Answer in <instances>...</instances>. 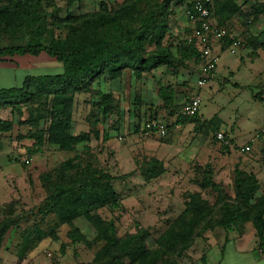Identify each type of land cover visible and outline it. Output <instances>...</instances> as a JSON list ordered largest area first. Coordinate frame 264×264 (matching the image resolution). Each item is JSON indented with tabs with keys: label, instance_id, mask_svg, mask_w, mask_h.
<instances>
[{
	"label": "rangeland",
	"instance_id": "obj_1",
	"mask_svg": "<svg viewBox=\"0 0 264 264\" xmlns=\"http://www.w3.org/2000/svg\"><path fill=\"white\" fill-rule=\"evenodd\" d=\"M54 1L61 8L60 16L64 17L67 12L78 15L95 11L101 0H73L70 7L67 0ZM122 1L107 0V3L111 6ZM175 1L170 2L172 13L167 15L165 38V43L173 46L186 42L195 26L185 17V6L176 5ZM259 1L264 4V0H244V11L249 10L254 2L260 5ZM247 20L249 18L236 15L227 25L242 42L236 53H230L228 49L220 53L216 77L210 87H203L200 93L201 115H198L203 121L212 119L215 124L211 128L203 126L201 133L195 132L194 122L174 125L180 113L178 108L186 97L191 93L199 94L197 79L200 69L197 66L200 62L192 60L176 71L162 66L143 73L140 78L126 70L115 80H96L93 91L77 93L71 110V134L87 132L90 138L85 143L76 144L73 150H59L56 145L45 142L39 152L29 153L28 149L34 148L33 141L21 137L27 133V126L14 124L11 131L0 133V204L15 202L17 213L23 216L20 226L9 231L4 239L0 264H87L93 261L102 242L85 218L76 217L68 225L60 223L54 214L34 215L35 208L56 181L55 169L67 159L120 176L111 182L120 206H101L97 213L102 219L114 221L119 237L132 234L140 227L146 228L149 232L146 242L150 249L183 210L187 193L199 192L210 206H216L217 192L209 187L201 189L199 185L207 164L213 170V180L228 196L234 197L233 177L237 167L256 176L259 184L256 198L264 195V99L254 97L257 94L264 98V73L251 75L250 61H245L238 72L233 66L234 62L240 61L243 49H248L244 45L243 33ZM235 24L242 29L240 32ZM55 34L64 36V31L55 29ZM19 41L21 39L9 36L0 38V46ZM25 56L0 61V87L19 85L27 74L62 71V64L46 54ZM249 57L254 58V55L249 54ZM260 65L256 63L254 67L261 68ZM11 66H16L12 70L16 73L10 71ZM228 70L233 74L230 75ZM19 74L22 76L20 80H14ZM172 81L181 86L176 91L174 115L162 106L157 93L160 85H173ZM237 82L244 86L236 87L234 83ZM96 90L109 92L116 106L106 119L96 105ZM0 118L14 123L18 119L9 106L0 108ZM149 121L164 124L166 134L161 136L150 131L146 125ZM47 125L48 122H41L39 127L46 128ZM218 132L224 134L226 143L216 138ZM151 157L162 162L163 172L156 178L147 179L140 166ZM48 173L51 180L42 182L43 174ZM73 226L84 235L85 242L70 241L67 232ZM221 231L224 229L215 227L196 235L186 250L173 257L174 262L204 264L207 258V264H216L219 260L216 250L209 249L215 240L220 241ZM219 233L221 236H216ZM27 234L34 244L31 249L24 239Z\"/></svg>",
	"mask_w": 264,
	"mask_h": 264
},
{
	"label": "trees",
	"instance_id": "obj_2",
	"mask_svg": "<svg viewBox=\"0 0 264 264\" xmlns=\"http://www.w3.org/2000/svg\"><path fill=\"white\" fill-rule=\"evenodd\" d=\"M72 1L67 0V6ZM171 1L123 0L109 6L107 0H101L95 11L78 15L67 12L61 17V8L54 0H0V38L21 39L0 46V61L13 56L46 54L62 64L59 73L27 74L19 85L0 87V108L9 106L18 118L16 123L0 118V133L11 131L14 124L27 126V133L21 137L33 141L34 148L28 149L29 153L39 152L45 142L59 150H73L76 144L90 138L87 132L71 134V110L77 93L93 91L96 80H115L126 70L140 78L162 66L176 71L188 61L201 62L195 41L176 46L165 43ZM189 1L175 2L187 6ZM239 1L212 0L211 12L217 25L227 27L236 15L255 21L264 12L260 1V5L254 2L246 12L244 0ZM55 29L63 30L64 36L55 34ZM229 43L224 40V47ZM94 93L98 97L96 105L106 119L116 109L113 99L109 92ZM157 93L162 106L174 115L177 94L174 87L160 85ZM254 97L264 99L257 94ZM41 122H48L47 127L40 128ZM188 122L195 123L196 133H201L203 126H215L212 119L203 121L198 114L193 117L177 114L174 125ZM140 171L147 179L156 178L163 172L162 162L151 157L140 166ZM54 175L56 181L34 215L54 214L60 223L68 225L76 217L85 218L102 242L93 261L87 264H176L173 257L186 250L196 235L215 227L241 233L244 224L250 223L258 240L264 238V195L256 198L259 188L256 176L238 167L234 169L232 198L213 180V170L207 164L199 185L201 189L209 187L217 192L216 206H210L199 192L187 193L183 210L151 249L146 242L149 237L146 228L119 237L114 221L102 219L97 213L101 206H120L111 183L120 176H112L90 164H75L72 159L63 161ZM51 178L48 173L41 180ZM253 200L256 202L252 203ZM22 219L15 202L0 204V248L7 233L18 228ZM67 237L72 243L85 242L75 226L68 230ZM24 239L31 249L34 244L30 234Z\"/></svg>",
	"mask_w": 264,
	"mask_h": 264
},
{
	"label": "crops",
	"instance_id": "obj_3",
	"mask_svg": "<svg viewBox=\"0 0 264 264\" xmlns=\"http://www.w3.org/2000/svg\"><path fill=\"white\" fill-rule=\"evenodd\" d=\"M246 26L247 27H245V32H243L244 30L242 32L245 35L244 45L246 46V48L248 47V49H243L244 53L241 54L240 61H238L237 63L234 62L233 66L236 67V70L238 72L239 68L242 65H245V61H250L251 69L249 73L254 76H259L264 73V61H263L264 60V12L261 13V15L258 17L257 20L255 21L249 20ZM234 27L238 29V24H235ZM241 30H239V32ZM239 32L236 33L239 34ZM211 46L213 53L218 56V61L220 59V53L228 49L227 47H224L222 41H216L214 39L211 41ZM249 54L250 56L254 55V58L252 57L250 58ZM20 57H26V56L23 55ZM256 63H260L262 67L260 65L261 68H255L254 66L256 65ZM197 68L200 69L201 71L202 68L201 62L199 63ZM217 68H218V62L215 69L212 71L211 76L207 81V83L204 86L199 87V94H198L199 96L203 87L205 86L210 87V83H212L213 79H215L216 77ZM9 69L11 72L16 73L12 71L16 69V66L14 67L11 66ZM228 73L231 75L233 74V71L228 70ZM4 77L6 76L4 75ZM21 77L19 74L18 77L14 78V80H20ZM9 79L13 80L12 78ZM171 83L173 84L172 86L174 87L175 91L180 90L181 86L175 85L174 81H172ZM179 83L180 82H177V84ZM234 85L238 88L244 86V84L238 82L234 83ZM192 94L193 93H191V95ZM189 96H187L185 100H187ZM185 100L182 102V104L185 102ZM182 104L179 106L178 109L181 108ZM200 113L201 112L199 109V114ZM220 233L222 236L220 235ZM220 233L219 235L215 234L216 236H221L220 241L218 242L217 240H215V244L213 245V247L209 249V251L212 248L216 250V253L219 258L216 264H264V238L261 242L258 240V237L256 236L255 233V229L250 223L245 224V227L241 233H239L235 229H232L230 231L224 230L221 231ZM207 261L208 259L206 258L204 264H207Z\"/></svg>",
	"mask_w": 264,
	"mask_h": 264
},
{
	"label": "built area",
	"instance_id": "obj_4",
	"mask_svg": "<svg viewBox=\"0 0 264 264\" xmlns=\"http://www.w3.org/2000/svg\"><path fill=\"white\" fill-rule=\"evenodd\" d=\"M211 8L212 0H190L189 4L184 7L185 17L195 25L194 31L187 38L186 43L195 41L200 50L202 68L197 79L198 87H202L207 83L218 62V56L213 53L211 41L213 39L222 42L228 40L230 43L227 48L233 54L237 52L242 42L227 27L217 25L212 16ZM200 104V96L193 93L182 104L180 113L193 117L199 113ZM146 125L150 131L158 135L164 136L166 134V126L159 121H149ZM256 137H258V134H256ZM216 138L221 142H227L222 132H218Z\"/></svg>",
	"mask_w": 264,
	"mask_h": 264
}]
</instances>
